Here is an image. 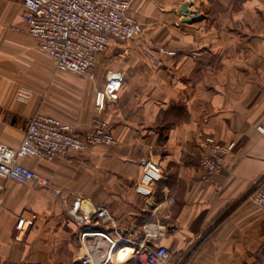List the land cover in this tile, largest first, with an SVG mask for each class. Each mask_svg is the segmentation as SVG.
Listing matches in <instances>:
<instances>
[{
  "label": "crops",
  "instance_id": "1",
  "mask_svg": "<svg viewBox=\"0 0 264 264\" xmlns=\"http://www.w3.org/2000/svg\"><path fill=\"white\" fill-rule=\"evenodd\" d=\"M23 13V0H0V144L20 147L38 112L85 134L103 103L116 144L22 159L58 197L0 177V264H78L69 209L79 198L107 208L109 234L124 238L109 264H137L132 249L159 226L164 264H264V208L250 199L264 178V0H130L141 36L113 39L91 77L59 71ZM109 73L122 78L114 101L104 100ZM206 137L235 144L209 181ZM21 216L36 220L17 241Z\"/></svg>",
  "mask_w": 264,
  "mask_h": 264
},
{
  "label": "built area",
  "instance_id": "2",
  "mask_svg": "<svg viewBox=\"0 0 264 264\" xmlns=\"http://www.w3.org/2000/svg\"><path fill=\"white\" fill-rule=\"evenodd\" d=\"M23 7L22 19L27 34L37 40L40 50L54 61L61 72L91 77L97 57L109 48L113 39L125 42L142 34V26L129 15L130 0H23ZM121 85V76L109 73L104 100H116ZM103 107L104 103L97 106L96 116L85 134H78L72 126L38 112L31 119L20 147L0 144V177L20 184H33L58 197L60 191L54 188L52 180L25 166L21 160H67L72 152H85L98 145H115L111 126L101 116ZM257 130L264 134V123ZM234 146V143L220 145L213 137L203 138L200 166L207 181L220 172L225 157ZM250 199L264 208V178ZM69 215L78 228L81 241L82 255L78 264H109L119 240L124 239L118 232L114 237L109 234L111 232L107 229L113 222L110 211L79 198L69 209ZM35 220V216L18 218L17 241L23 240ZM164 229V226L147 228L145 238L134 246L130 259L137 264L166 263L168 250L154 244L165 236ZM99 242L106 248L101 256L96 253ZM3 264L29 263L6 261Z\"/></svg>",
  "mask_w": 264,
  "mask_h": 264
},
{
  "label": "bare ground",
  "instance_id": "3",
  "mask_svg": "<svg viewBox=\"0 0 264 264\" xmlns=\"http://www.w3.org/2000/svg\"><path fill=\"white\" fill-rule=\"evenodd\" d=\"M125 250H126V249H125ZM125 250H124V251H125ZM128 250H129V249H128ZM129 251H130V250H129ZM129 251H128V252H129ZM126 253H127V252H126ZM120 254L122 255L123 253H120ZM120 254H118V255L120 256ZM114 255H115V254H114ZM116 257H117V254H116ZM119 258H121V257H119ZM119 258H118V259H119ZM116 259H117V258H116ZM113 260H114V259H113ZM117 261H118V260H117ZM117 261H116V262H117ZM119 261H120V260H119ZM117 263H119V262H117ZM121 263H122V262H121Z\"/></svg>",
  "mask_w": 264,
  "mask_h": 264
}]
</instances>
